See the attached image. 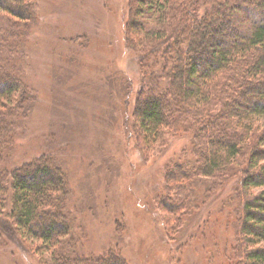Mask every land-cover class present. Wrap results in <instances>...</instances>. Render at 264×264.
Here are the masks:
<instances>
[{"label":"trees","instance_id":"trees-1","mask_svg":"<svg viewBox=\"0 0 264 264\" xmlns=\"http://www.w3.org/2000/svg\"><path fill=\"white\" fill-rule=\"evenodd\" d=\"M38 1L0 0V229L16 236L20 264H26L22 254L38 263L31 246L36 242L38 250L52 251L50 264H128L112 247L97 257L78 254L81 238L72 228H81L79 203L71 199L58 154L45 150L29 161L8 162L16 126L26 123L38 101L25 76L28 46L41 20L53 18L40 14ZM132 3L129 24L142 31L136 39L128 36L125 50L132 52L138 42V65L148 87L135 112L137 147L150 157L149 150L163 148L169 136L191 137L164 166L158 206L167 232L171 235L209 195L208 222L219 226L220 212L228 209L229 225L235 227L224 264H264V126L255 122L264 117V0ZM144 19L159 25L148 26ZM61 37L72 48L81 36ZM53 58V69H60L55 62L62 53ZM114 69L102 73V90L125 84ZM226 184L227 194L220 198L218 190Z\"/></svg>","mask_w":264,"mask_h":264},{"label":"rangeland","instance_id":"rangeland-1","mask_svg":"<svg viewBox=\"0 0 264 264\" xmlns=\"http://www.w3.org/2000/svg\"><path fill=\"white\" fill-rule=\"evenodd\" d=\"M132 1H38L41 15H53L52 20H41L43 25L33 33L28 46L25 76L36 89L38 101L24 119L26 123L16 126L18 139L7 160L14 164L29 161L45 150L59 155L71 199L79 203L77 224L81 228H72V234L81 238L78 254L97 257L112 247L128 264H224L235 235V227L226 217L228 209L218 217L223 224L208 222L211 201L205 195L171 235L165 214L159 210L164 166L191 137L169 136L163 148L149 150L150 157L137 147L135 112L148 87L138 65V42L132 52L125 50L128 36L136 39L142 31L129 24ZM144 21L148 26L159 25ZM63 35L81 37L68 48L71 43L63 40ZM56 52L63 55L55 62L60 69L51 65ZM133 56L136 62L130 61ZM113 66L125 84L115 83L102 90V73L115 70ZM61 68L67 71L59 72ZM59 76L66 80L64 84ZM255 119L257 126H264V117ZM228 187L219 189L217 195L225 197ZM9 208L10 200L1 215L6 220ZM14 240L16 236L9 230L0 229V264H20ZM37 243L31 245L37 251H33L36 263L50 264L52 251L38 250ZM22 257L26 264L35 263L25 254Z\"/></svg>","mask_w":264,"mask_h":264}]
</instances>
